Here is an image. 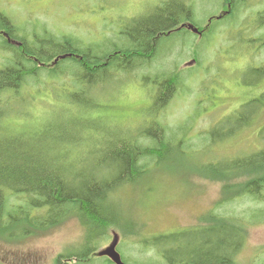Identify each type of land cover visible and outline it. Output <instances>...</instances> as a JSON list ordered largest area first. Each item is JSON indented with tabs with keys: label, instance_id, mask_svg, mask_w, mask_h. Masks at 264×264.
I'll return each instance as SVG.
<instances>
[{
	"label": "trees",
	"instance_id": "1",
	"mask_svg": "<svg viewBox=\"0 0 264 264\" xmlns=\"http://www.w3.org/2000/svg\"><path fill=\"white\" fill-rule=\"evenodd\" d=\"M256 2L221 0L216 15L209 16L202 26L197 24L194 3L162 0L142 19L116 22L115 35L110 26L105 40L111 41V46L104 50L84 36L55 33L39 21L26 30L19 29L13 19L0 12V52L4 54H0V239L19 243L76 220L84 237L74 252L58 255L54 264H94L96 259L113 264L98 255L113 234L118 237L116 250L123 264H240L236 257L246 247L248 230L264 225V129L257 132L255 151L211 158L202 165L199 175L221 183V195L195 228L145 235L143 224L129 211L116 210L113 197L133 186L135 178L148 175L154 160L162 159L171 149L180 153L196 143V138L184 134L192 118L174 129L160 121L161 112L173 99L189 97L192 91L187 80L180 79V71L189 69L176 65L164 69L162 63L167 58L155 68L162 40L189 34L201 39L215 33L214 27L225 20L237 26L238 38L250 45L253 57V65L243 71L250 77L243 84L260 93L231 112L234 129L227 130L229 123L221 119L207 130L210 147L255 126L264 109V4ZM193 55L199 67L205 58ZM208 63L204 69L207 76L210 71L219 74ZM66 75L73 90L68 94L70 106L65 115L31 111L33 101L44 100L45 83H61ZM132 75L154 87L145 121L149 132L139 128L136 135L130 132L132 122L92 116L107 84ZM45 76L50 80L46 82ZM50 86L52 92L58 87ZM30 87L35 92L31 93ZM14 103L19 104L17 109ZM15 118L27 123L18 128ZM205 152L208 155L201 157L212 154L207 149ZM129 239L147 258L129 261L126 254L121 255L119 248ZM255 256L250 264H264L263 249Z\"/></svg>",
	"mask_w": 264,
	"mask_h": 264
},
{
	"label": "rangeland",
	"instance_id": "2",
	"mask_svg": "<svg viewBox=\"0 0 264 264\" xmlns=\"http://www.w3.org/2000/svg\"><path fill=\"white\" fill-rule=\"evenodd\" d=\"M187 1L194 3L197 24L202 26L209 16L216 15L221 3V0ZM161 2L162 0H0V12L13 19L19 29L26 30L39 21L51 27L55 33L67 32L84 36L88 42L101 46L104 50L111 46V41L108 40L107 43L105 40L109 37L110 26L115 35L118 29L116 22L122 19H142ZM257 2L264 4V0ZM215 28V33L211 32L201 39L190 34L174 35L162 40L158 48L159 55L154 61L158 66L155 68L158 69L162 59L167 58L162 63L164 69H173L175 65L180 69H189L180 71V79L187 80L192 90L189 97L179 96L173 99L167 109L161 112L163 115L160 116V121L169 129H174L182 127L186 120L192 118L184 134L196 138V143L191 148H181L180 153L178 149H171L162 159L158 158L150 164L148 175L135 178L133 186L128 185L114 195L116 210L129 211L138 224H143L145 235L154 236L195 228L198 219L214 207L221 195V183L199 175L202 165L211 158H230L255 151L258 146L257 132L264 129L262 109L254 127H246L234 136L224 137L222 143L220 141L210 147L207 130L215 127L221 119L224 123H229L225 127L227 130L234 129L236 125L230 121L237 106L246 103L253 94L256 96L260 93L243 84L245 79L250 78H246L243 71L253 65V57L250 45L238 38L237 26H232L230 21L225 20ZM193 52L205 58L201 60L199 67H196L197 63L193 60ZM209 58L211 61H208ZM2 62L0 57V67ZM208 62L211 70L219 71V74L210 71L207 76L204 69L209 67ZM43 79L46 82L50 80L46 76ZM70 83L69 76H63L61 83L50 84L58 86L53 92L50 91L53 87L45 83L44 100L33 101L30 110L47 113L46 116L51 111H60L65 115L63 112L70 106L68 94L73 90L70 89ZM42 86L38 89L42 90ZM151 88H154L153 84L138 75L126 76L117 82L113 80L105 88L106 96L103 95L100 103H96L98 107L93 106L92 116L102 120H121L128 124L132 122L134 126L130 127V132L133 135H136L139 128L144 133L149 132L145 121H148L152 107L149 99ZM30 90L33 93L36 89L30 87ZM96 96V93L92 94L93 98ZM14 105L15 108L19 107L18 103ZM24 121L25 119L15 118L14 123L21 128L27 123ZM260 123L262 125L258 127ZM206 149L212 154L201 157L208 155ZM83 237L82 226L76 220H70L48 234L29 237L19 243L11 244L0 239V264H54L58 255L67 251L74 252ZM132 242L133 239H129L123 244V250L119 248V252L121 255L126 254L129 261H143L147 256L137 248L134 249ZM108 243L99 251L107 247ZM258 249L264 250V225L248 230L246 247L237 255V261L240 264H250ZM94 264L104 263L103 260L96 259Z\"/></svg>",
	"mask_w": 264,
	"mask_h": 264
},
{
	"label": "water",
	"instance_id": "3",
	"mask_svg": "<svg viewBox=\"0 0 264 264\" xmlns=\"http://www.w3.org/2000/svg\"><path fill=\"white\" fill-rule=\"evenodd\" d=\"M191 29V26H188ZM118 244V237L116 234L112 235V240L107 247L98 251L99 256L107 257L113 264H123L120 254L117 252L116 247Z\"/></svg>",
	"mask_w": 264,
	"mask_h": 264
},
{
	"label": "bare ground",
	"instance_id": "4",
	"mask_svg": "<svg viewBox=\"0 0 264 264\" xmlns=\"http://www.w3.org/2000/svg\"><path fill=\"white\" fill-rule=\"evenodd\" d=\"M191 26V25H190ZM191 30L193 31V32H196L197 30H195V29H192V26H191Z\"/></svg>",
	"mask_w": 264,
	"mask_h": 264
}]
</instances>
